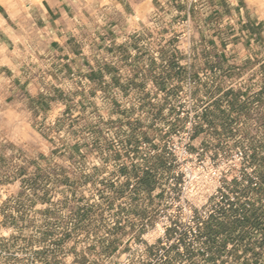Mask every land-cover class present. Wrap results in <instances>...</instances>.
Returning a JSON list of instances; mask_svg holds the SVG:
<instances>
[{"label": "rangeland", "instance_id": "374dc122", "mask_svg": "<svg viewBox=\"0 0 264 264\" xmlns=\"http://www.w3.org/2000/svg\"><path fill=\"white\" fill-rule=\"evenodd\" d=\"M108 1L0 0L15 28L0 33L2 264H264V186L235 185L251 197L248 218L229 208L203 224L199 246L160 252L151 230L170 168L138 147L164 141L179 89L203 71L166 72L174 16L119 34L104 24ZM240 76L219 83L230 86L222 101L220 78H201L195 94L211 102L194 141L205 132L210 152L252 147L264 183V72Z\"/></svg>", "mask_w": 264, "mask_h": 264}, {"label": "built area", "instance_id": "2783aa9c", "mask_svg": "<svg viewBox=\"0 0 264 264\" xmlns=\"http://www.w3.org/2000/svg\"><path fill=\"white\" fill-rule=\"evenodd\" d=\"M200 76L198 81L188 76L179 89L173 105L175 125L164 141L161 144L144 141L138 147L144 158L162 153L170 168L161 189L158 218L151 230V236L157 235L156 240L160 241V252L173 243L181 249L199 246L203 224L229 208H237L238 218H248L251 197L241 201L240 191L234 187L236 184L251 188L264 186L260 169L253 160L255 150L252 147L227 148L222 144L210 152L205 145L194 146L196 127L202 123L211 102L196 96L195 90L201 85V78L214 83L210 70L203 71ZM3 254L0 246V264Z\"/></svg>", "mask_w": 264, "mask_h": 264}, {"label": "crops", "instance_id": "0c3cea01", "mask_svg": "<svg viewBox=\"0 0 264 264\" xmlns=\"http://www.w3.org/2000/svg\"><path fill=\"white\" fill-rule=\"evenodd\" d=\"M62 4L53 1L49 8L63 11ZM100 11L107 16L104 24L108 29H116L119 34L130 33L143 26L155 28L159 26L161 17L174 16L172 23H165L168 29H177V33L170 32L165 38L170 52L161 50L159 55L166 59V72L196 75L209 69L216 78H220L215 86L219 90L216 97L221 101L230 86H218L229 75L240 81L242 74L264 72V7L254 1L109 0ZM87 14H82L81 18H94L96 10ZM13 22L12 17H5L0 12V33L10 36L15 31ZM67 23L77 24L73 19ZM172 43L181 44L172 47ZM77 50L68 52V56L81 62L83 54ZM5 77V72H0V80H5ZM204 133L197 132L194 146L203 143Z\"/></svg>", "mask_w": 264, "mask_h": 264}]
</instances>
